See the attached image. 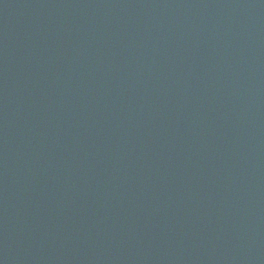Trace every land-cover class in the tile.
<instances>
[{"label":"water","instance_id":"water-1","mask_svg":"<svg viewBox=\"0 0 264 264\" xmlns=\"http://www.w3.org/2000/svg\"><path fill=\"white\" fill-rule=\"evenodd\" d=\"M0 264H264V0H0Z\"/></svg>","mask_w":264,"mask_h":264}]
</instances>
